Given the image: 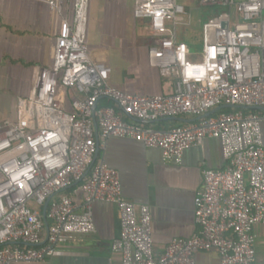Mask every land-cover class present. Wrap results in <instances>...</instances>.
Returning a JSON list of instances; mask_svg holds the SVG:
<instances>
[{
  "label": "built area",
  "instance_id": "built-area-1",
  "mask_svg": "<svg viewBox=\"0 0 264 264\" xmlns=\"http://www.w3.org/2000/svg\"><path fill=\"white\" fill-rule=\"evenodd\" d=\"M42 1L63 13L67 0ZM199 1L227 10L205 23L200 58L193 59L189 45L170 27L187 14L186 6L177 0H136L135 16L149 18L156 36L148 64L174 77L173 92L143 94L110 82L112 67L90 52V0H73V16L55 39L53 62L38 67L30 94L19 97L14 115L0 121V264L46 260L70 235L95 232L97 200L119 208L121 232L112 249L121 253V264H197V253L212 250L220 264H258L264 112L218 111L170 128L143 123L198 117L222 104L264 106V0ZM101 98L112 105L97 106ZM95 120L99 148L110 136L130 137L160 148L165 161L180 162L188 147L209 137L220 140L226 166L202 170L194 233L155 251L150 205L126 198L119 171L94 160ZM76 183L84 193L81 208L65 192ZM49 197L46 222L43 206Z\"/></svg>",
  "mask_w": 264,
  "mask_h": 264
},
{
  "label": "crops",
  "instance_id": "crops-1",
  "mask_svg": "<svg viewBox=\"0 0 264 264\" xmlns=\"http://www.w3.org/2000/svg\"><path fill=\"white\" fill-rule=\"evenodd\" d=\"M196 1L199 7L203 6ZM135 6L136 0H90L88 43L91 56L108 63L112 67L110 82L126 91L171 93L174 77L164 76L148 64V48L156 36L149 18L135 16ZM73 11V0L64 3L63 13L51 11L42 0H0V121L14 115L19 97L30 94L38 67L53 62L56 36L64 20L72 18ZM190 17L187 9L183 19L171 23L170 27L178 41L189 45L193 52L190 58L198 59L204 45V25L208 21L203 23L201 32L187 35L185 27L191 24ZM111 103L101 98L97 106ZM126 119L137 122L131 117ZM96 159H103L119 171L126 198L138 205H150L157 253L163 252L172 238L188 237L197 230L194 208L202 187V170L205 167L224 168L227 162L220 140L213 137L201 145L188 147L182 160L177 162L165 161L160 148L147 147L141 140L110 136L104 147L99 148ZM69 188L66 192L81 208L83 191ZM93 215L95 232L70 235L54 255L32 264H121V253L112 249L114 239L121 232L117 204L94 201ZM256 234L258 241L260 238L264 241V225L256 228ZM213 252L219 261L217 251L212 250L197 253L196 263ZM257 255L258 264H264L258 248Z\"/></svg>",
  "mask_w": 264,
  "mask_h": 264
},
{
  "label": "rangeland",
  "instance_id": "rangeland-1",
  "mask_svg": "<svg viewBox=\"0 0 264 264\" xmlns=\"http://www.w3.org/2000/svg\"><path fill=\"white\" fill-rule=\"evenodd\" d=\"M178 2L184 4L187 9L191 12V24L185 27L186 34L189 35L201 32L202 25L205 21L209 19V17L214 14H218L220 11L225 9L224 7L214 5V6H201L199 7L196 0H177ZM182 28L184 26H181ZM201 39L200 34H198ZM261 241H256V248L260 251V257L264 258V241L260 238ZM199 264H219L217 259V255L213 253H209L205 259L199 261Z\"/></svg>",
  "mask_w": 264,
  "mask_h": 264
},
{
  "label": "water",
  "instance_id": "water-1",
  "mask_svg": "<svg viewBox=\"0 0 264 264\" xmlns=\"http://www.w3.org/2000/svg\"><path fill=\"white\" fill-rule=\"evenodd\" d=\"M227 23L224 22V26H226ZM96 106V105H95ZM244 107V108H258V109H264V106H250V105H232V104H222V105H219L213 109H211L210 111L206 112L205 114L201 115V116H198V117H187V116H172V117H165L163 119H175V120H178L180 122H184V123H187V122H191V121H195L197 119H200L202 117H206V116H209L211 114H214L218 111H221L222 109L226 108V107ZM95 127H96V135H97V143H98V149H97V152L95 154V157H94V160L97 158L98 156V151H99V138H98V127H97V122L95 120ZM66 189V188H65ZM50 199L51 197H49L44 206H43V214H44V218H45V221L47 222V217H46V214H47V209H48V205H49V202H50Z\"/></svg>",
  "mask_w": 264,
  "mask_h": 264
},
{
  "label": "trees",
  "instance_id": "trees-1",
  "mask_svg": "<svg viewBox=\"0 0 264 264\" xmlns=\"http://www.w3.org/2000/svg\"><path fill=\"white\" fill-rule=\"evenodd\" d=\"M211 19V17H209V19L207 21H209ZM107 99V98H105ZM112 105V103L110 104ZM221 111H242L243 113H250V112H254V113H262L264 112L263 109H258V108H244V107H226L224 109H222ZM146 126H150V127H154V128H170L179 124H183V122H180L178 120L175 119H158L155 121H149V122H143ZM79 183L73 184L71 186L72 188H75ZM70 188H68L66 191H69ZM22 245V244H20Z\"/></svg>",
  "mask_w": 264,
  "mask_h": 264
},
{
  "label": "clouds",
  "instance_id": "clouds-1",
  "mask_svg": "<svg viewBox=\"0 0 264 264\" xmlns=\"http://www.w3.org/2000/svg\"><path fill=\"white\" fill-rule=\"evenodd\" d=\"M158 15H159V13H158ZM215 51H216L215 49L212 50L213 56L215 55ZM191 74H192L191 71H189L188 75H191ZM200 74L203 75V69L200 70Z\"/></svg>",
  "mask_w": 264,
  "mask_h": 264
}]
</instances>
